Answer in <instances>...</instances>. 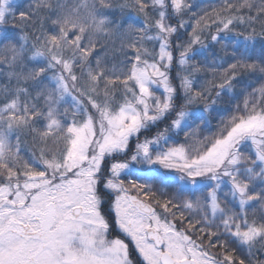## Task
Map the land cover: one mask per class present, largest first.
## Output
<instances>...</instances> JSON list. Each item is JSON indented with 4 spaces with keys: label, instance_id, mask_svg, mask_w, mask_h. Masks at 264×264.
I'll use <instances>...</instances> for the list:
<instances>
[{
    "label": "snow or ice",
    "instance_id": "6c2138e0",
    "mask_svg": "<svg viewBox=\"0 0 264 264\" xmlns=\"http://www.w3.org/2000/svg\"><path fill=\"white\" fill-rule=\"evenodd\" d=\"M0 264H264V0H0Z\"/></svg>",
    "mask_w": 264,
    "mask_h": 264
},
{
    "label": "trees",
    "instance_id": "16d2710c",
    "mask_svg": "<svg viewBox=\"0 0 264 264\" xmlns=\"http://www.w3.org/2000/svg\"><path fill=\"white\" fill-rule=\"evenodd\" d=\"M20 2H26V0H20ZM195 3H196V5L198 7H204V6H208V5L218 4L219 3V0H195ZM214 116H215V114H213V117ZM212 123H213V125H215V123H216V119L215 118L212 119ZM164 127H165V124L164 123H161L159 125V129L160 130H162ZM156 131H157V128H153V129H151L150 132H146V133L141 134L140 139L143 140L145 138V136L151 138L152 136H154V134H155ZM176 139L177 140H182L183 139V133H181L180 136L177 137ZM131 143H132V146L134 148L135 139H133ZM117 159L123 161L124 159H127V157L120 156V157H117ZM134 166H136L135 169H137V167H138L141 171H143L145 175H156L160 179H165V178H169L170 179V178H173V177H170L168 175L169 172L171 173L172 171H168V172H165V173L164 172H160V171H155V172L149 173L146 170L149 169V168H154V166L151 167V166L140 165V164H135V163L133 164V167ZM172 187H174V185L170 186L168 190L171 191L172 190ZM105 199L106 200L109 199V197L107 196V194H105ZM104 206H105V209L107 210L108 205L105 204Z\"/></svg>",
    "mask_w": 264,
    "mask_h": 264
},
{
    "label": "rangeland",
    "instance_id": "374dc122",
    "mask_svg": "<svg viewBox=\"0 0 264 264\" xmlns=\"http://www.w3.org/2000/svg\"><path fill=\"white\" fill-rule=\"evenodd\" d=\"M146 166H149V165H146ZM154 166V168L153 169H156V170H158V171H160V172H168V171H170V170H164V169H161L160 168V166L159 165H153ZM153 166H151V167H153ZM134 168H136V166H134ZM137 169H139L138 167H137ZM170 177H176L178 174L177 173H175L174 171H172L171 173L169 172V174H168ZM131 250V249H130Z\"/></svg>",
    "mask_w": 264,
    "mask_h": 264
},
{
    "label": "flooded vegetation",
    "instance_id": "af4514ba",
    "mask_svg": "<svg viewBox=\"0 0 264 264\" xmlns=\"http://www.w3.org/2000/svg\"><path fill=\"white\" fill-rule=\"evenodd\" d=\"M104 207H105V206H104ZM126 242L129 243V247H130V249L132 250V259H133L134 261H136V260H137V254H136L135 251H134V245H133L130 241H126Z\"/></svg>",
    "mask_w": 264,
    "mask_h": 264
}]
</instances>
